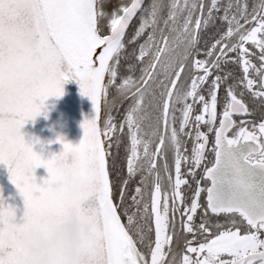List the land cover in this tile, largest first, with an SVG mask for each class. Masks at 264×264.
<instances>
[{
  "label": "snow or ice",
  "instance_id": "obj_1",
  "mask_svg": "<svg viewBox=\"0 0 264 264\" xmlns=\"http://www.w3.org/2000/svg\"><path fill=\"white\" fill-rule=\"evenodd\" d=\"M69 79L95 114L46 158L21 128ZM0 163V264H264V0H0ZM68 204L79 259L31 254Z\"/></svg>",
  "mask_w": 264,
  "mask_h": 264
},
{
  "label": "water",
  "instance_id": "obj_2",
  "mask_svg": "<svg viewBox=\"0 0 264 264\" xmlns=\"http://www.w3.org/2000/svg\"><path fill=\"white\" fill-rule=\"evenodd\" d=\"M146 0H144L145 3ZM135 17L133 18L134 21ZM103 110V109H102ZM95 114L93 101L81 93L80 84L76 79H69L64 83L63 95L47 98L45 107L35 120L29 119L21 128L26 140H37L33 147L46 158L53 153L62 151L64 145L57 140L62 136L65 140L77 144L84 136L82 122L85 117L91 118ZM37 182L49 175L45 166L36 168ZM0 194L5 203L11 204L16 211L18 220L23 218L25 211L24 197L10 179V172L5 163H0ZM48 232L35 242L39 244Z\"/></svg>",
  "mask_w": 264,
  "mask_h": 264
},
{
  "label": "clouds",
  "instance_id": "obj_3",
  "mask_svg": "<svg viewBox=\"0 0 264 264\" xmlns=\"http://www.w3.org/2000/svg\"><path fill=\"white\" fill-rule=\"evenodd\" d=\"M93 231L91 222L81 213L80 208L68 204L62 215L51 222L48 235L39 244H29L31 254L42 260H50L54 252H61L71 260H78L85 237Z\"/></svg>",
  "mask_w": 264,
  "mask_h": 264
},
{
  "label": "flooded vegetation",
  "instance_id": "obj_4",
  "mask_svg": "<svg viewBox=\"0 0 264 264\" xmlns=\"http://www.w3.org/2000/svg\"><path fill=\"white\" fill-rule=\"evenodd\" d=\"M149 2H150V0H146V1H145V3H149ZM250 2H252V0H250ZM132 23H133V24H138V20L135 18L134 21H133ZM129 31H131V26H130ZM137 74H138V73H137ZM222 91H223V90H221V93H222ZM109 98H110V97H109ZM111 98H112V97H111ZM111 98H110V99H111ZM129 101H130V98H129L128 100H125V102H124L123 104L120 105V107H119V112H117L115 109L113 110V111H114V115L117 116L118 119H122V118H123V112H124V110H125V108H126V106H127V103H128ZM113 150H115V146L113 147ZM119 151H120L121 156L124 157V156H125V149H124L123 144L121 145ZM123 163H124V169H123V171H124V173L126 174V159L123 161ZM133 187H134V185H133ZM129 203H130V201H129Z\"/></svg>",
  "mask_w": 264,
  "mask_h": 264
},
{
  "label": "trees",
  "instance_id": "obj_5",
  "mask_svg": "<svg viewBox=\"0 0 264 264\" xmlns=\"http://www.w3.org/2000/svg\"><path fill=\"white\" fill-rule=\"evenodd\" d=\"M110 98H111V95L109 96ZM109 98V99H110ZM113 115H114V111H113ZM130 201V200H129ZM130 203H131V201H130ZM122 219L125 221V223H126V216L125 217H122Z\"/></svg>",
  "mask_w": 264,
  "mask_h": 264
}]
</instances>
